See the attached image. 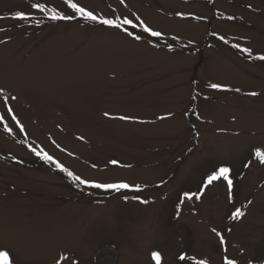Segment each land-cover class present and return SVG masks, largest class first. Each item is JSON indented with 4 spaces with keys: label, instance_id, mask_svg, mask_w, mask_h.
I'll return each mask as SVG.
<instances>
[{
    "label": "rangeland",
    "instance_id": "374dc122",
    "mask_svg": "<svg viewBox=\"0 0 264 264\" xmlns=\"http://www.w3.org/2000/svg\"><path fill=\"white\" fill-rule=\"evenodd\" d=\"M32 2L0 0V89L17 96L24 126L0 104V249L14 264H157L153 252L159 264H222L215 227L229 258L264 264V165L244 168L264 149V0H77L162 33L127 26L139 41L79 16L49 20ZM21 10L35 18L18 20ZM122 115L136 119L111 118ZM32 148L82 178L142 191L78 184ZM221 164L233 169L234 204L223 182L184 199ZM234 207L240 221L227 219Z\"/></svg>",
    "mask_w": 264,
    "mask_h": 264
},
{
    "label": "snow or ice",
    "instance_id": "6c2138e0",
    "mask_svg": "<svg viewBox=\"0 0 264 264\" xmlns=\"http://www.w3.org/2000/svg\"><path fill=\"white\" fill-rule=\"evenodd\" d=\"M120 2L123 4L124 0H120ZM64 8L68 11H62L58 10L55 7L49 8L47 2H40V0H34L29 5L30 9L37 10L38 13L41 15L46 16L49 20L52 21H61V20H73L76 19L77 16L82 18L86 21H92L99 23L101 25L108 26L109 28H114L117 30H121L125 32L129 36H133V32L129 31V28L127 26H131L132 28L141 27L144 32L149 33L153 37H160L162 33L160 31H155L151 27H149L143 20H141L139 17H135L134 19L129 18H106L104 15H97L93 10H89L87 7L82 6L77 0H63ZM114 15V14H113ZM17 19L21 21H25L28 19H34L35 17L32 16L30 13H26L24 10L16 12ZM135 20V22H134ZM39 23V22H38ZM134 39L139 41L142 39L141 35H134ZM223 39V37H221ZM235 47L239 48L240 45L237 44ZM242 51L246 52L249 56L253 55L252 49L250 48H243ZM257 60L264 61V54H260L255 57ZM211 89L216 90H223V91H236L240 92L241 90L239 88L236 89H230L227 86L220 84V83H210L208 85ZM260 93L252 91L246 93V95L255 97L258 96ZM18 98L16 95L11 94H5L3 89H0V104H3L5 107V110L8 114H11V119L15 122L16 125L19 126V130L23 131L24 126L21 124L20 120L17 119L16 114L14 113L13 108L10 105V101H16ZM207 99V97H205ZM103 115L105 117H109L110 114L108 112H104ZM113 119H119V120H134L136 118L131 116H118V117H111ZM5 119V116L0 114V121H3ZM143 122V121H141ZM5 128L8 132L12 131V128L5 125ZM81 140L84 139V137H80ZM32 151L37 155L42 157L45 161L49 163H54L56 167H58L61 171L67 172L68 176L72 177L73 181L77 182L78 184H84L89 185L93 188H102L105 190H113L116 192H119L123 189H129L136 192L142 191L140 185H132L127 182H97L95 180H89L87 178H82L79 175H75L74 173L68 171L67 168L64 167V165L60 164L58 161H55L54 158L49 155L47 152L37 151L36 148H32ZM253 159H255L260 165H264V149L257 147L253 151V156L244 164V168H249L253 164ZM112 164H117L118 161L112 160ZM240 179H243L241 176ZM225 183L226 189H227V200L230 204H234V177H233V169L230 165L227 164H221L214 169H212L210 172L206 173L204 180L202 181L201 187L197 192H184L183 197L186 200H192L193 197L196 199H199L206 189L209 188V186H215L218 183ZM135 199H139V197H134ZM142 203H147V201H141ZM252 203L251 200H248L246 205L244 206L245 209L248 205ZM246 215V211L242 210L241 208H235L234 210L230 212L227 219H230L232 221H240L244 218ZM213 233L219 238V243L222 248V264H240V260L236 257L229 258L227 255L228 247L227 242L225 240V237L221 231H218L215 227L211 229ZM228 231L230 232L231 229L229 228ZM153 258L156 260L157 264H159L161 260V255L159 252H153L152 253ZM66 259L63 256H61L60 260ZM194 258L187 256L186 253H181L179 255L180 261H192ZM264 259V258H262ZM60 260L57 261V264H60ZM0 264H14V260L12 258V255L10 253V250L8 249H0ZM195 264H209V261L206 259H199L195 260ZM248 264H255V261L252 259L248 260Z\"/></svg>",
    "mask_w": 264,
    "mask_h": 264
}]
</instances>
